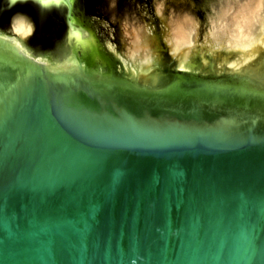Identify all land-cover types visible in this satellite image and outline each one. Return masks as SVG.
Returning <instances> with one entry per match:
<instances>
[{
  "label": "water",
  "instance_id": "water-1",
  "mask_svg": "<svg viewBox=\"0 0 264 264\" xmlns=\"http://www.w3.org/2000/svg\"><path fill=\"white\" fill-rule=\"evenodd\" d=\"M1 45L0 264H264V94Z\"/></svg>",
  "mask_w": 264,
  "mask_h": 264
},
{
  "label": "bare ground",
  "instance_id": "bare-ground-1",
  "mask_svg": "<svg viewBox=\"0 0 264 264\" xmlns=\"http://www.w3.org/2000/svg\"><path fill=\"white\" fill-rule=\"evenodd\" d=\"M234 2L237 5L240 3L239 0ZM246 2V6L236 11L227 4L233 15H228L223 6L224 10L221 9L214 18L210 17L206 23L208 32L201 37L203 42H200L199 25L193 23L192 19L177 23L171 30L162 17L165 7L162 5L150 16L160 20L161 32L155 33L149 25H145L139 33L125 37L124 46L128 41L132 43L127 53L118 58L119 64H112L115 54L108 52L104 57L110 65L98 64L95 58L88 65L92 52L85 47H80V54L71 52V58L58 61L51 54H46L44 48L34 46L31 38L33 24L25 22L16 24L11 31L2 30L0 47L4 42L7 47L36 60L51 72L71 71L79 65L84 68L88 66L100 79L114 73L145 90H164L188 79L264 94V0ZM82 55L85 58H81Z\"/></svg>",
  "mask_w": 264,
  "mask_h": 264
},
{
  "label": "rangeland",
  "instance_id": "rangeland-1",
  "mask_svg": "<svg viewBox=\"0 0 264 264\" xmlns=\"http://www.w3.org/2000/svg\"><path fill=\"white\" fill-rule=\"evenodd\" d=\"M145 0H141V3L136 2L131 3V7L133 8V13L131 15H125L123 18L116 19L115 17H112L108 21H102L97 18H87L85 19V24H80V23H72L73 29L78 32L77 35L70 36L69 38H63L58 37L57 41L55 43L48 42V41H40L38 46H36L37 49L44 48L46 51V54H51L56 60L58 61H64L69 58H71V52H76L78 54L81 53L80 47H85V49L88 50V48L91 49L93 57L99 61L98 64H104L107 65V59H105L104 55L106 56L108 52H112L115 54L114 62L112 61V64H119L118 58H120V55L123 54L125 55L127 51L131 47L132 41L126 42V46H124V38L128 36V38L132 37L134 33H139L145 28V25H149V28L153 30L155 33H160V26L162 25L160 20H155V17H150L151 14L154 15L156 11L164 5V9L162 11V17L164 19V22L167 23V26L171 28V30L174 29V27L177 25V23L183 22L187 19H192L193 23H198L199 25V36L204 37L206 33L208 32V26H207V21L212 15H210V11H207V8L210 7L211 5V10L212 12L216 15L221 11L222 8V3L219 0L217 4L212 2L211 4L206 3L207 1L203 3H195L193 0H151L150 4L149 3H142ZM148 1V0H147ZM172 2V5H171ZM180 2V4L183 3L182 8H178L176 3ZM197 6L195 7L197 10L203 11L206 21H204L202 24L204 25L203 27L207 26L205 29V32L203 33L201 31V26H200V20H198L197 16L192 14V11L188 6L191 5ZM170 3V4H167ZM197 4V5H196ZM246 1L241 2L240 5H245ZM201 6L200 8L198 6ZM219 5L220 7L216 9L215 6ZM206 7V9H205ZM226 7V6H225ZM227 11L228 15H231L233 12L230 7L224 8ZM223 9V10H224ZM151 11L150 14L148 12ZM230 13V14H229ZM233 15V13H232ZM235 15V14H234ZM186 17V18H185ZM184 18V19H182ZM26 23V22H25ZM18 23L13 24V28L16 26ZM165 25V24H164ZM12 28V29H13ZM12 29H8L7 31H11ZM2 31V28H0V32ZM166 31V29H165ZM167 33V31H166ZM56 36V35H55ZM55 36L53 38H55ZM38 40V38L36 36ZM201 38L200 42H203ZM53 40V39H52ZM35 46V45H34ZM47 47V48H46ZM111 47L115 48L116 50L114 51L111 49ZM54 48L58 51H52ZM110 48V51H109ZM62 49H65L63 51ZM61 50V51H60ZM206 55V54H204ZM83 55L81 56V58ZM85 58V57H83ZM96 65V63H95ZM110 65V64H109ZM94 66V65H93ZM92 66V67H93ZM182 83L185 82V79L181 81ZM180 82V83H181Z\"/></svg>",
  "mask_w": 264,
  "mask_h": 264
},
{
  "label": "flooded vegetation",
  "instance_id": "flooded-vegetation-1",
  "mask_svg": "<svg viewBox=\"0 0 264 264\" xmlns=\"http://www.w3.org/2000/svg\"><path fill=\"white\" fill-rule=\"evenodd\" d=\"M193 1L195 3L207 1L206 3L209 4L212 2L217 4L219 0ZM225 1L228 4L231 2V0ZM136 2L141 3V0H0V28L7 31L13 28L14 23L33 24L31 38L36 47V36L52 43L58 42V37L63 38L65 36L66 39H70V36L78 34L73 29L72 23L83 25L85 19L94 17L102 21H108L112 17L123 18L125 15L133 13L131 3L134 5ZM150 2L151 0H145L142 3L150 4ZM176 5L178 8H182L183 3L178 2ZM195 7L197 6H193L192 2L188 6L191 11H194L198 19L203 20L205 18L203 11L197 10ZM42 35L43 38L47 37V39L41 38ZM54 36L55 38H53ZM62 50L65 51V49ZM52 51H58V49L54 48Z\"/></svg>",
  "mask_w": 264,
  "mask_h": 264
}]
</instances>
